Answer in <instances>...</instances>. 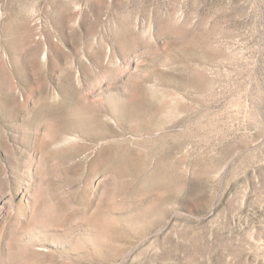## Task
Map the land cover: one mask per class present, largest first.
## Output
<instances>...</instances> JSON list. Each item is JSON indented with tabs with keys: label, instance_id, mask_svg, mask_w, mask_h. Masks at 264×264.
<instances>
[{
	"label": "rangeland",
	"instance_id": "obj_1",
	"mask_svg": "<svg viewBox=\"0 0 264 264\" xmlns=\"http://www.w3.org/2000/svg\"><path fill=\"white\" fill-rule=\"evenodd\" d=\"M0 264H264V0H0Z\"/></svg>",
	"mask_w": 264,
	"mask_h": 264
}]
</instances>
